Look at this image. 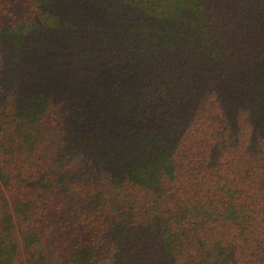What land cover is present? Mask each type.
<instances>
[{"label":"trees","instance_id":"obj_1","mask_svg":"<svg viewBox=\"0 0 264 264\" xmlns=\"http://www.w3.org/2000/svg\"><path fill=\"white\" fill-rule=\"evenodd\" d=\"M0 264H264V0H0Z\"/></svg>","mask_w":264,"mask_h":264}]
</instances>
